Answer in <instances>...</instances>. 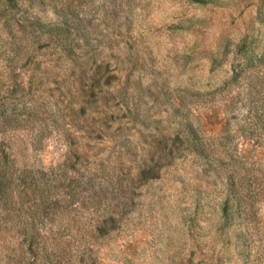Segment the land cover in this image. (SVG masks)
<instances>
[{"label": "rangeland", "instance_id": "obj_1", "mask_svg": "<svg viewBox=\"0 0 264 264\" xmlns=\"http://www.w3.org/2000/svg\"><path fill=\"white\" fill-rule=\"evenodd\" d=\"M0 264H264V0H0Z\"/></svg>", "mask_w": 264, "mask_h": 264}]
</instances>
